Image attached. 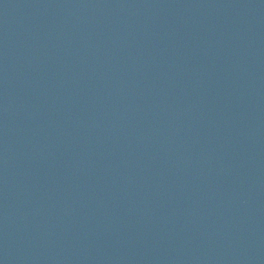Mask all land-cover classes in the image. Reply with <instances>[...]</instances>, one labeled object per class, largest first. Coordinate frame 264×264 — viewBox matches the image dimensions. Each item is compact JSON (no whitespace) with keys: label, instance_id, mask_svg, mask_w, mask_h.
Wrapping results in <instances>:
<instances>
[{"label":"water","instance_id":"obj_1","mask_svg":"<svg viewBox=\"0 0 264 264\" xmlns=\"http://www.w3.org/2000/svg\"><path fill=\"white\" fill-rule=\"evenodd\" d=\"M0 264H264V0H0Z\"/></svg>","mask_w":264,"mask_h":264}]
</instances>
